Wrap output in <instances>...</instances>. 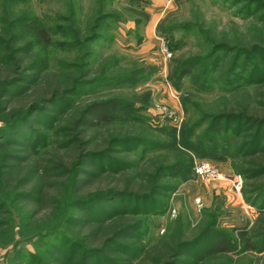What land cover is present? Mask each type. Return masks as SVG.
<instances>
[{"label": "rangeland", "instance_id": "1", "mask_svg": "<svg viewBox=\"0 0 264 264\" xmlns=\"http://www.w3.org/2000/svg\"><path fill=\"white\" fill-rule=\"evenodd\" d=\"M152 2L0 0V67L16 58L35 61L43 64L42 76H55L64 90L34 108L17 135H0V173L7 172L0 193V264H50L56 255L69 264H122L121 258L136 252L129 261L135 264L170 237L196 236L201 245L213 230L226 234L230 252L209 257L196 245L176 256V264H261L264 259V250L246 249L238 236L261 215L259 201L254 205L244 193L247 181L235 171L239 158L223 154L225 134L207 135L209 119L202 118L239 100L244 91L264 87V0H171L156 12ZM156 13L162 14L158 20ZM35 26L48 30V47L37 42ZM156 36L172 54L165 73ZM215 57L216 65L207 69ZM184 62L192 73L178 78ZM108 99L117 104L108 120L85 129L86 108ZM238 132L239 138L248 134L244 126ZM76 146L81 154L73 157ZM47 152L74 163L67 170L49 169L46 177L61 184L55 195L59 203L41 213L45 208L35 200H17L14 188L33 171V181L20 191L39 197L36 185L44 175L34 168ZM202 161L223 177L198 174L195 167ZM122 175L130 179L126 195H95L98 179L123 181ZM237 175L238 190L230 182ZM32 209L34 220L28 219ZM79 218L102 227L116 221L121 226L108 234L113 244L89 256L99 241L90 240V227H79ZM71 242L89 251L78 250L79 259L67 255Z\"/></svg>", "mask_w": 264, "mask_h": 264}, {"label": "trees", "instance_id": "2", "mask_svg": "<svg viewBox=\"0 0 264 264\" xmlns=\"http://www.w3.org/2000/svg\"><path fill=\"white\" fill-rule=\"evenodd\" d=\"M33 34L37 39V42L39 41L38 43H42L45 47L50 45V38L47 29H38L37 26H35ZM217 47L221 48L222 46L218 45ZM260 50L263 51V47H260ZM210 56L212 57V55ZM211 57L208 58V61ZM35 63L36 62L34 61L32 64H29L26 63L24 58H16L12 65H9L8 67H0V114L5 115L1 116L3 118V124L0 127V135H17L20 124L28 119L34 108L42 107L47 103L58 99L64 92L58 79L55 76H42L43 64ZM189 65L190 64H187V62L180 65L177 73L178 78H184L192 73ZM205 65H207V69L215 66L216 57L212 62H208ZM29 70H36L38 72H25ZM204 72H207V70ZM251 72L256 73L257 71L253 69ZM257 74L263 75L261 71L257 72ZM20 82H23L26 85L20 87L18 86V83ZM78 85L79 83L76 81L72 86V89H78ZM74 90H72V92ZM116 106L117 104L113 99L91 103L86 108V113H88L89 117L82 119V125L87 129L96 123L107 121L110 112L113 111ZM199 117L200 119H209V123L204 130L207 135L210 134L214 137H218L225 134L226 138L223 139V143H225L223 144L225 148L223 154H227L233 158H239V162L235 166V171L241 174L245 181H247L244 193L248 195V200L254 205L259 201L257 206L262 215L264 209V87L256 86L252 92L244 91L239 100H233L229 105L223 104L222 107L218 108L215 112L202 115V118L201 116ZM199 124H201L200 121L196 122L193 125L194 128L197 129L196 126ZM240 126L246 127L248 134L239 138L237 135ZM80 133H85V130H82ZM80 154L81 147L76 146L73 150V157L80 156ZM44 155L45 156L36 163L38 168H34L37 170L35 174L41 172V174L44 175L36 185L39 197L37 196L34 198L32 195L20 191L21 185L33 181L35 177L33 171L26 173L24 179L21 180L20 183H17L14 188L17 200H35L40 206H42V208H45L40 211L41 213L49 211L53 205L59 203L58 200L55 199V195L60 193L61 184L58 180H49L47 178L49 169L67 170L74 163L73 159L65 162L63 157L57 153L47 152ZM6 175L7 172L1 171L0 193L3 192V186L6 187V184H4L6 181ZM106 177L108 176H105V179H98L96 181V186L93 190L96 192L95 195H126L128 191L131 190V188H129L130 179L126 180L125 176L122 175L123 181L118 177ZM104 181L106 182L104 183ZM120 181L122 182V186L119 184L121 183ZM78 190L80 191V187ZM70 202L73 204L74 200H71ZM36 212L34 209L28 219H36ZM261 215L255 219L248 233L244 231L238 233V236L244 243L246 249L254 251L264 250V216ZM66 219L67 220L65 221H68L70 215H68ZM90 221L92 220L88 218H79L78 225L79 227L84 225L89 226L90 230L87 234L88 237L94 242L99 241L93 246L94 249L99 247L96 250L97 252L89 254V256H96L106 251L107 247L110 246V243L114 242L108 234L115 232L121 225H117L118 223L116 221H112L102 227V222L99 221L100 223L97 225H90ZM95 221L98 222V220ZM209 239L208 243L200 245V240L196 236L184 240L177 234L176 236L170 237L169 241L163 244L159 250L150 247L135 262V264H176V256L181 255L182 251L187 247H195L196 245H200L199 249L202 254L209 257L225 256L231 251L232 247L230 240L224 232L213 230ZM70 246L67 255L72 254V257H78V259L80 258L77 254L78 250L89 251L88 248L83 245L81 246L78 242H71ZM136 255V252L131 253V257L129 256L128 259L121 258L120 261L123 262L122 264H130L129 261L131 260L132 262L136 258ZM59 256L60 255L52 256L48 263L69 264L64 260H60ZM83 256L87 257V255ZM222 264L230 263L225 261ZM261 264H264V259H262Z\"/></svg>", "mask_w": 264, "mask_h": 264}, {"label": "built area", "instance_id": "3", "mask_svg": "<svg viewBox=\"0 0 264 264\" xmlns=\"http://www.w3.org/2000/svg\"><path fill=\"white\" fill-rule=\"evenodd\" d=\"M171 0H166V4H169ZM157 42H158V50L159 53L161 55L162 58V73L166 72V62L168 61V59L171 57V51L168 49L166 41L163 37L160 36H156ZM170 95L173 96V98H176V96L178 95V93L175 90H172L169 86H168ZM195 170L198 174H200L201 176L205 177V178H221L223 177L222 174H220L217 170H215L213 167H211L207 162L202 161L199 162L196 167ZM231 185L234 186L235 189H239L241 187V178L239 175L235 176V177H231Z\"/></svg>", "mask_w": 264, "mask_h": 264}, {"label": "crops", "instance_id": "4", "mask_svg": "<svg viewBox=\"0 0 264 264\" xmlns=\"http://www.w3.org/2000/svg\"><path fill=\"white\" fill-rule=\"evenodd\" d=\"M166 4V0H153L152 2V6L153 8H155V12L158 10V8H160L159 6L160 5H164ZM157 14V13H156ZM162 14H157L156 16V19L155 20H158L160 17H161Z\"/></svg>", "mask_w": 264, "mask_h": 264}]
</instances>
